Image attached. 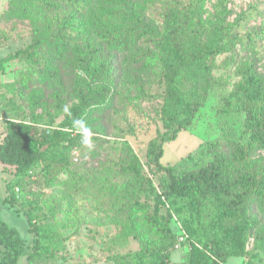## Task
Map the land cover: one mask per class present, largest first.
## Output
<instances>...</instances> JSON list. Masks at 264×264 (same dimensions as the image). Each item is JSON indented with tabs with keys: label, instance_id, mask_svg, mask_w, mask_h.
<instances>
[{
	"label": "trees",
	"instance_id": "16d2710c",
	"mask_svg": "<svg viewBox=\"0 0 264 264\" xmlns=\"http://www.w3.org/2000/svg\"><path fill=\"white\" fill-rule=\"evenodd\" d=\"M19 1L10 3L15 6ZM67 1L72 6L88 4V0ZM153 2L158 0H142V4L111 0L113 9L103 14L107 24L103 37L109 44L104 57L110 59H102V48L96 44L73 49L69 62L76 72L70 82L74 102L64 108L56 92V115H48L46 129L34 134L31 123L6 122L0 164L11 171L12 179L6 185L5 203L25 209L35 243L26 251L18 231L0 218V264H17L21 256H26L27 264L62 259L66 249L62 231L72 229V234H78L82 224L114 225L113 244L129 239L138 243L132 253L111 254L108 260L113 264H168L180 232L185 236L183 264H227L230 258L257 264L254 253L264 254V67L261 72L254 62L240 63L236 72L240 80L220 96L222 132L189 154L190 164L177 170L179 165L159 162L164 144L195 126L220 79L213 74L218 68L216 58L234 45L264 41V22L246 30L245 18L230 21L226 0H218L210 15L203 0H174L162 2L157 13L162 28L158 29L144 19L147 5ZM31 5L35 14L59 6L57 0ZM81 27L80 15L74 14L59 21L56 30L50 24L32 28V41L0 58V68L21 56L31 59L40 51L42 83L61 86L62 53ZM143 38L144 47H137ZM122 53L127 54L126 65L150 79L148 91L142 78L137 76L141 80L135 81L140 86L134 97L138 102L132 107L138 116H146L142 101L160 100L153 110L161 115L164 130L149 140L145 152L152 178L125 141L115 149L117 157L101 163V170L76 166L79 159L73 152L81 148V133L90 130L92 113L112 107L117 82L113 63ZM153 85L158 92L151 91ZM41 96L39 90L28 94L35 124L43 121L35 109L47 110ZM56 117L61 119L53 126ZM240 118L238 134L234 126ZM173 220L179 224L178 232L170 228ZM251 238L253 246L248 250Z\"/></svg>",
	"mask_w": 264,
	"mask_h": 264
},
{
	"label": "rangeland",
	"instance_id": "374dc122",
	"mask_svg": "<svg viewBox=\"0 0 264 264\" xmlns=\"http://www.w3.org/2000/svg\"><path fill=\"white\" fill-rule=\"evenodd\" d=\"M44 0H20L15 6L10 0H0V58L14 53L16 50L25 48L32 41V28H43L50 24L52 31L56 30L59 21L67 20L71 15L79 14L81 29L75 30L70 47L62 53V60L59 64L61 86L54 82L44 84L39 72H44L41 52L35 51L31 59L21 56L4 63L0 68V142L3 138L7 121L31 123L34 134L46 129V120L49 116L56 115L53 108V96L56 92L61 97L62 106L69 108L74 102L71 93L70 82L76 74L69 60L73 49L85 50L86 46L96 44L102 48V59H110L108 55L109 44L103 37L107 30V24L103 19V14L113 9L111 0H88V4L82 6H72L70 1L57 0L59 6L50 11H43L35 14V9L31 4L35 2L42 4ZM139 2L142 0H131ZM174 0H158L147 5L144 12L145 22L158 29L162 28L158 11L162 7V2H173ZM185 1V0H182ZM208 15L213 13V6L218 0H203ZM227 9L230 12L229 20L245 18L244 29L259 27L264 22V0H226ZM10 9L11 13H10ZM144 38L137 41V47H144ZM234 45L232 51L226 52L216 58L218 68L213 72L215 77H219V82L209 93L205 106L198 114L197 122L192 130L180 131L176 138L163 146V155L160 164L164 166L177 167V170L190 164L187 158L189 154L197 151L200 144L206 140L218 137L225 125V120L219 115L218 107L221 94L230 92L235 83L240 80L236 75L237 68L243 61L254 62L263 72L264 67V41L255 44ZM127 54H120L113 63V74L117 78L113 90V104L111 109L104 113L95 111L92 113L88 124L90 130L83 131L81 148L73 153L79 159L76 166L86 170H101V163L107 159L117 157L116 148L121 142H127L138 157L144 170L151 178V174L146 168V146L150 139L156 136L159 131H163L161 115L153 110V106L160 103L142 101L144 115L138 116L132 104L134 97L139 94V84L136 79L142 78L144 90L148 91L149 81L146 76H139L135 71V66L126 65L124 57ZM139 76V77H137ZM131 78V79H130ZM141 80V79H140ZM17 84L15 87H7L9 83ZM39 90L42 101H45L47 110L38 107L37 114H42L43 121L35 124L31 121L32 104L28 98L29 91ZM152 92H158L157 85L152 86ZM25 92V93H24ZM121 94H128L123 98ZM61 117H56L53 126H56ZM130 120V124L128 121ZM230 125L233 120L228 119ZM242 118L236 120L234 128L240 134ZM132 127L133 130L130 128ZM64 176L62 175V178ZM12 179L10 170L2 169L0 164V218L10 227L15 228L25 241L26 251H30L35 243V234L27 223L25 209L20 205L12 206L5 203L8 196L6 185ZM264 225V219H261ZM170 228L174 232L179 231V224L174 220L170 223ZM65 237L66 249L62 259H56L47 264H113L108 260L111 254H129L138 249V243L132 239L113 244L112 239L116 235L114 225H92L82 224L78 234H72V229L62 231ZM253 238L249 240L247 249L251 250ZM1 249V246H0ZM184 249L180 248L171 253L170 260L181 262L184 257ZM254 260L257 264H264V254L254 253ZM26 256H21L17 264H27ZM227 264H243L241 258H230Z\"/></svg>",
	"mask_w": 264,
	"mask_h": 264
},
{
	"label": "built area",
	"instance_id": "2783aa9c",
	"mask_svg": "<svg viewBox=\"0 0 264 264\" xmlns=\"http://www.w3.org/2000/svg\"><path fill=\"white\" fill-rule=\"evenodd\" d=\"M180 229V227H179ZM185 240V236L183 234V232H180L177 238V242L175 244V250L180 249L182 242ZM168 264H183L182 262H173L170 260V262H168Z\"/></svg>",
	"mask_w": 264,
	"mask_h": 264
}]
</instances>
